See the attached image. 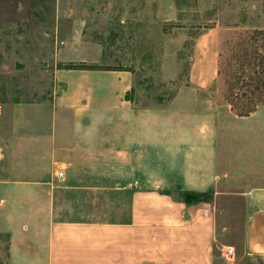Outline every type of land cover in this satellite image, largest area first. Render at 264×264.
Segmentation results:
<instances>
[{
    "label": "rangeland",
    "instance_id": "374dc122",
    "mask_svg": "<svg viewBox=\"0 0 264 264\" xmlns=\"http://www.w3.org/2000/svg\"><path fill=\"white\" fill-rule=\"evenodd\" d=\"M203 34L210 42L197 49ZM263 55L264 0H0V181H32L33 201L40 191L58 196L56 216L97 222L129 215L133 189L177 197L176 184L67 186L61 174L72 172L42 150L67 140L81 115L111 117L118 137L120 116L157 114L166 142H181L183 117L198 115L200 99L233 102L235 111L264 101L263 76L262 91L248 93ZM98 174L118 179L117 169ZM6 192L0 184V203ZM221 220L232 232L214 241L216 256L242 239L241 223ZM8 244L1 232L0 261Z\"/></svg>",
    "mask_w": 264,
    "mask_h": 264
},
{
    "label": "crops",
    "instance_id": "0c3cea01",
    "mask_svg": "<svg viewBox=\"0 0 264 264\" xmlns=\"http://www.w3.org/2000/svg\"><path fill=\"white\" fill-rule=\"evenodd\" d=\"M210 35L200 36L197 49ZM118 86L128 90L126 82ZM75 119L83 125L42 150L72 172L63 170L67 186L176 184L210 199L189 203L179 194L133 189L129 215L120 210L118 222H97L56 216L58 196L40 191L33 201L32 181L2 180L0 233L9 244L0 264H264V105L237 116L226 103L200 99L198 115L183 117L181 142L170 135L166 142L157 114L120 116L118 137L109 116ZM110 169L118 170L116 181L98 176ZM221 219L241 223L242 239L222 244L228 251L216 256L214 241L232 232H224Z\"/></svg>",
    "mask_w": 264,
    "mask_h": 264
},
{
    "label": "trees",
    "instance_id": "16d2710c",
    "mask_svg": "<svg viewBox=\"0 0 264 264\" xmlns=\"http://www.w3.org/2000/svg\"><path fill=\"white\" fill-rule=\"evenodd\" d=\"M256 58H257L256 56L253 57V59H256ZM258 63L259 64H256L254 66V69L258 68V66H260L262 68H261L260 72H256L255 73V75H256L255 76L256 77V84H255V86H253L252 90L248 91V93H251V94H254L256 92L262 91V89H261L262 86H259V83H261V79H260V77L258 78V76L261 75V76L264 77V58H261V60ZM217 74L219 75V69L217 71ZM244 75H245V71H242L240 73V76L238 77V80H237L238 83H239L240 80H242L244 78ZM249 79H250L251 82L255 81V79L252 78L250 75H249ZM263 89H264V86H263ZM246 94H247V92H244V93H242V96H246ZM228 104L231 106V109L235 113V115H237V116H247L251 112H253L258 106L264 105V101H262L261 103L256 104V105L243 106V110H241V111H239V110L235 111V104L233 102L229 101ZM239 108L240 107L238 106V109ZM178 193H179V195L182 197V199L185 202H189V203L199 202V201H207V200L210 199V194L208 192H199V191H193V190H179Z\"/></svg>",
    "mask_w": 264,
    "mask_h": 264
},
{
    "label": "water",
    "instance_id": "95a60500",
    "mask_svg": "<svg viewBox=\"0 0 264 264\" xmlns=\"http://www.w3.org/2000/svg\"><path fill=\"white\" fill-rule=\"evenodd\" d=\"M62 175V174H61Z\"/></svg>",
    "mask_w": 264,
    "mask_h": 264
}]
</instances>
